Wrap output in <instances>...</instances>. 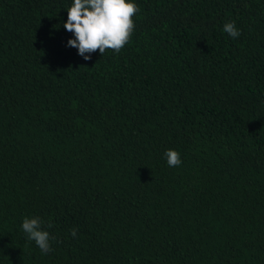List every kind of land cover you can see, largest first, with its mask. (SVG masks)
Returning <instances> with one entry per match:
<instances>
[{
  "label": "trees",
  "instance_id": "16d2710c",
  "mask_svg": "<svg viewBox=\"0 0 264 264\" xmlns=\"http://www.w3.org/2000/svg\"><path fill=\"white\" fill-rule=\"evenodd\" d=\"M132 2L84 60L74 0H0V264H264V0Z\"/></svg>",
  "mask_w": 264,
  "mask_h": 264
},
{
  "label": "clouds",
  "instance_id": "9594fccd",
  "mask_svg": "<svg viewBox=\"0 0 264 264\" xmlns=\"http://www.w3.org/2000/svg\"><path fill=\"white\" fill-rule=\"evenodd\" d=\"M67 10L68 19L63 26L75 37L67 41V46L76 48L78 55L89 60L97 49L101 56L106 49L117 53L123 49L129 41L130 33L134 31L132 18L139 7L132 0H74L73 6ZM223 31L234 39L241 35L234 21L225 22ZM164 155L169 167L181 165L182 160L177 150L170 148ZM21 227L27 239L35 241L42 252L47 254L51 250L50 242L55 237L43 226L40 217L26 216ZM47 227L51 228L52 225L49 223ZM72 235H76L75 229L72 230Z\"/></svg>",
  "mask_w": 264,
  "mask_h": 264
}]
</instances>
